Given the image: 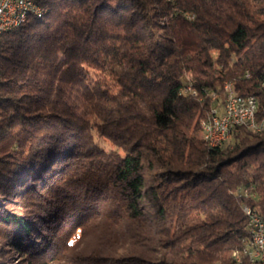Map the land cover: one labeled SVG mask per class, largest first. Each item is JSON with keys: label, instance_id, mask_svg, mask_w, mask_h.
Instances as JSON below:
<instances>
[{"label": "trees", "instance_id": "16d2710c", "mask_svg": "<svg viewBox=\"0 0 264 264\" xmlns=\"http://www.w3.org/2000/svg\"><path fill=\"white\" fill-rule=\"evenodd\" d=\"M36 1L0 34V264H235L264 129L202 123L226 81L264 118V0Z\"/></svg>", "mask_w": 264, "mask_h": 264}, {"label": "built area", "instance_id": "2783aa9c", "mask_svg": "<svg viewBox=\"0 0 264 264\" xmlns=\"http://www.w3.org/2000/svg\"><path fill=\"white\" fill-rule=\"evenodd\" d=\"M22 7L23 0H0V34L3 32V27L11 26L12 19L17 17L18 11ZM183 90L192 94L196 93L190 82L185 84ZM210 94L212 102H216V112L214 117L215 129L214 131H208V135H212L215 145H222L228 141L237 126L251 131L264 129V126H259V122L255 118L257 95L237 92L231 81H226L223 84L220 97L215 91ZM244 98H251V110H244ZM243 192L246 196L254 199L253 205L244 204L242 209L246 216H251V224L249 225L257 228L261 244H263V251H253L248 243V253H257V261H254V264H264V209L261 203L255 199L258 198L255 192L248 188H244ZM245 240L247 241V236ZM233 262L242 264L243 259H238L237 256L236 259H233ZM221 264L225 263L221 262Z\"/></svg>", "mask_w": 264, "mask_h": 264}, {"label": "bare ground", "instance_id": "6f19581e", "mask_svg": "<svg viewBox=\"0 0 264 264\" xmlns=\"http://www.w3.org/2000/svg\"><path fill=\"white\" fill-rule=\"evenodd\" d=\"M40 12L41 8L36 0H23V7L19 9L17 17L12 19L10 27H3V32L24 23L29 14H39ZM244 110H251V98H244ZM215 112L216 105H212L207 118L202 123L203 137L209 147L218 146L215 145L212 135H208V131L215 129ZM255 118L259 122V126H264V118H258V101H256ZM249 224H251V216H247L248 242L244 239L243 246L232 250L230 254L232 259H236L237 256L238 259H243L242 264H254V261H257V253H248V243L253 251H263V244H261L257 228L250 227Z\"/></svg>", "mask_w": 264, "mask_h": 264}, {"label": "rangeland", "instance_id": "374dc122", "mask_svg": "<svg viewBox=\"0 0 264 264\" xmlns=\"http://www.w3.org/2000/svg\"><path fill=\"white\" fill-rule=\"evenodd\" d=\"M195 133H196V136H197L198 138H200L199 128L196 130ZM229 140L231 141V139H229ZM99 142H100V144H101L102 146H104L106 149H109V148L112 147L111 143H109V142H107V141L99 140Z\"/></svg>", "mask_w": 264, "mask_h": 264}]
</instances>
